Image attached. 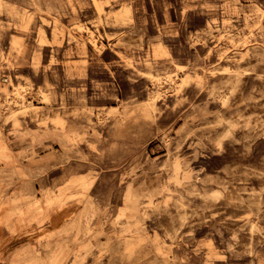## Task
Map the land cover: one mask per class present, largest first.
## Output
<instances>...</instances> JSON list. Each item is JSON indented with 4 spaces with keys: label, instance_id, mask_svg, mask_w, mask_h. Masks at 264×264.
I'll list each match as a JSON object with an SVG mask.
<instances>
[{
    "label": "rangeland",
    "instance_id": "374dc122",
    "mask_svg": "<svg viewBox=\"0 0 264 264\" xmlns=\"http://www.w3.org/2000/svg\"><path fill=\"white\" fill-rule=\"evenodd\" d=\"M0 246L264 264V0H0Z\"/></svg>",
    "mask_w": 264,
    "mask_h": 264
},
{
    "label": "crops",
    "instance_id": "0c3cea01",
    "mask_svg": "<svg viewBox=\"0 0 264 264\" xmlns=\"http://www.w3.org/2000/svg\"><path fill=\"white\" fill-rule=\"evenodd\" d=\"M0 253H1V246H0Z\"/></svg>",
    "mask_w": 264,
    "mask_h": 264
},
{
    "label": "bare ground",
    "instance_id": "6f19581e",
    "mask_svg": "<svg viewBox=\"0 0 264 264\" xmlns=\"http://www.w3.org/2000/svg\"><path fill=\"white\" fill-rule=\"evenodd\" d=\"M61 216H62V215H61ZM58 218H59V217H58ZM58 218H57V219H58ZM58 222H59V221H58Z\"/></svg>",
    "mask_w": 264,
    "mask_h": 264
}]
</instances>
